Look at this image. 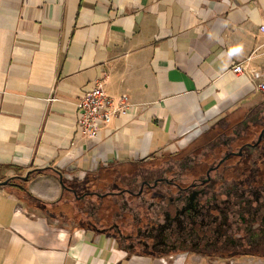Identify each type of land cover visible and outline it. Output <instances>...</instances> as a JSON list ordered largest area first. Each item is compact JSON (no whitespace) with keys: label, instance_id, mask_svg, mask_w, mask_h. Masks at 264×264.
I'll use <instances>...</instances> for the list:
<instances>
[{"label":"crops","instance_id":"1","mask_svg":"<svg viewBox=\"0 0 264 264\" xmlns=\"http://www.w3.org/2000/svg\"><path fill=\"white\" fill-rule=\"evenodd\" d=\"M100 78L131 108L91 138L76 104ZM261 82L264 0H0V183L48 168L84 182L188 151L264 111ZM28 190L46 203L63 194L50 176ZM57 223L0 186V264H264L132 254Z\"/></svg>","mask_w":264,"mask_h":264},{"label":"flooded vegetation","instance_id":"2","mask_svg":"<svg viewBox=\"0 0 264 264\" xmlns=\"http://www.w3.org/2000/svg\"><path fill=\"white\" fill-rule=\"evenodd\" d=\"M253 114L264 120V111L248 113L243 122L217 129L211 142L167 155L152 184L144 179L139 193L126 190L145 201L148 208L156 206L158 212L152 214L147 227L140 224L142 229L135 233H122L116 224L112 230L121 247L154 257L182 253L225 259L264 255V183L254 186L264 169V122L245 120ZM251 129L254 140L243 141ZM142 170L137 178L146 174ZM243 170L245 178L241 177ZM196 171L197 176L193 175ZM149 190L162 201L150 203ZM120 194L103 192L102 207L106 197L118 200Z\"/></svg>","mask_w":264,"mask_h":264},{"label":"trees","instance_id":"3","mask_svg":"<svg viewBox=\"0 0 264 264\" xmlns=\"http://www.w3.org/2000/svg\"><path fill=\"white\" fill-rule=\"evenodd\" d=\"M136 165L133 172H123L119 169L113 173L105 172L102 175L90 177L84 182L67 180L66 172L53 168L34 170L24 178L8 179L7 185L4 187L31 209H39L53 220L65 225L69 224L74 230L93 231L110 235L116 239L112 230L116 224L120 226L122 233H135L142 229L140 224L147 227L148 223L151 222L152 214L158 212L156 206L148 208L145 201L138 200L126 191L131 189L127 184L137 178L143 163ZM40 176H50L60 182L63 194L59 201L46 203L38 200L29 192L28 183ZM112 186L121 192L120 197L118 200L106 197L104 207H102L101 195L110 190ZM115 189L113 190L115 191ZM147 196L150 201L155 200L156 204L162 201L151 190L148 191ZM103 228L111 231L104 232ZM123 248L132 254L150 255L146 252ZM259 257L264 258V255Z\"/></svg>","mask_w":264,"mask_h":264},{"label":"built area","instance_id":"4","mask_svg":"<svg viewBox=\"0 0 264 264\" xmlns=\"http://www.w3.org/2000/svg\"><path fill=\"white\" fill-rule=\"evenodd\" d=\"M233 73L242 74L243 68L236 66ZM105 78L96 80L92 90L81 96L76 104L77 127L84 136L96 138L102 127L110 125L118 117L129 116L130 98H111L104 87ZM257 88L264 93V82L259 83Z\"/></svg>","mask_w":264,"mask_h":264},{"label":"rangeland","instance_id":"5","mask_svg":"<svg viewBox=\"0 0 264 264\" xmlns=\"http://www.w3.org/2000/svg\"><path fill=\"white\" fill-rule=\"evenodd\" d=\"M259 112V111H258ZM256 113V112H255ZM245 120H250L249 122H257L259 119H257V117L253 114L252 116H250L249 118H247V119H245ZM242 121H244V120H242ZM260 122H264V120H259ZM253 128H255V126L253 127ZM252 128V129H253ZM251 129V131H250V136H249V138H246L245 140H243V141H246V142H251L252 140H254V137H253V135L252 134H254V131ZM217 136V133L216 132H212L210 135H208L206 138H204L203 139V141H201L200 143H198V144H196L195 146H200V145H205V144H207V143H209V142H211L213 139H215V137ZM195 146H194V148H195ZM262 149L264 150V143H263V145H262ZM167 157L165 156V157H163V158H160V159H158V160H155V161H153L152 163H150L149 165H145V166H142V169H144V170H142L144 173H146L144 176H143V178H134L132 181H130V183H128L127 185H129V187L131 188V189H134V191L136 192V193H138L139 192V190H140V188H141V186H142V181L144 180V179H147V180H149L150 181V183L152 184V182L154 181L152 178H153V175H155L156 173H158V169L159 168H161L166 162H167V159H166ZM168 160H170L169 158H168ZM232 163V162H231ZM134 169L135 168H133V166L128 170L129 172H133L134 171ZM127 171V169H123V172H126ZM157 171V172H156ZM201 171H204L203 169L201 170ZM198 172L199 171H196V172H194L193 173V175H195V176H197L198 175ZM242 178H245V173H244V170L242 171V176H241ZM264 183V169L262 168L261 170H260V174H259V176L257 177V180H256V182L254 183V186H258V185H260V184H263ZM102 188L104 187V185L103 186H101ZM113 189H115L113 186H112V188L110 189V190H113ZM115 191H116V193H117V191H119L118 189L116 190L115 189ZM138 201V200H137ZM136 201V202H137ZM148 201L150 202V203H152V201H150L149 199H148ZM137 203H139V202H137ZM70 226H69V224L68 225H65L64 223H60V222H58L57 223V225H56V229L57 230H59V229H70L69 228Z\"/></svg>","mask_w":264,"mask_h":264},{"label":"water","instance_id":"6","mask_svg":"<svg viewBox=\"0 0 264 264\" xmlns=\"http://www.w3.org/2000/svg\"><path fill=\"white\" fill-rule=\"evenodd\" d=\"M7 182L0 183V186H6Z\"/></svg>","mask_w":264,"mask_h":264}]
</instances>
